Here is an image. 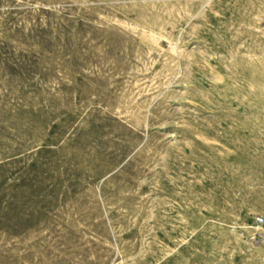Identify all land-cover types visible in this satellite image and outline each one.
Wrapping results in <instances>:
<instances>
[{
  "label": "rangeland",
  "instance_id": "374dc122",
  "mask_svg": "<svg viewBox=\"0 0 264 264\" xmlns=\"http://www.w3.org/2000/svg\"><path fill=\"white\" fill-rule=\"evenodd\" d=\"M0 264H264V0H0Z\"/></svg>",
  "mask_w": 264,
  "mask_h": 264
},
{
  "label": "built area",
  "instance_id": "2783aa9c",
  "mask_svg": "<svg viewBox=\"0 0 264 264\" xmlns=\"http://www.w3.org/2000/svg\"><path fill=\"white\" fill-rule=\"evenodd\" d=\"M259 223H262V220H260Z\"/></svg>",
  "mask_w": 264,
  "mask_h": 264
}]
</instances>
